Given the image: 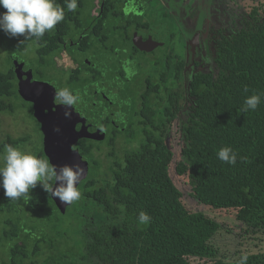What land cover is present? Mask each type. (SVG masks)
Returning <instances> with one entry per match:
<instances>
[{
  "label": "flooded vegetation",
  "instance_id": "obj_1",
  "mask_svg": "<svg viewBox=\"0 0 264 264\" xmlns=\"http://www.w3.org/2000/svg\"><path fill=\"white\" fill-rule=\"evenodd\" d=\"M222 1L212 0L209 17L206 0H91L88 9L75 12L78 27L73 26L66 36L64 32L58 34L55 43L45 41L51 51L38 53L36 44L35 57L16 60L13 101L19 98L25 113L17 124L13 121L15 110L8 115L16 134L8 137L21 150L36 137L35 143L41 145L37 156L55 165L64 164V146L75 142L79 156L75 161L86 169L77 185L82 213L75 214L80 228L87 224L95 229L93 232L108 231L107 216H89L87 211L93 202L88 201V194L108 193V177L150 136L146 129L156 135L168 130L166 144L179 129L184 109L192 101L189 82L197 73L212 69L218 32L225 35L218 26L223 19L219 10ZM161 9L168 11L167 20L160 19ZM151 13L157 18L151 19ZM159 50L162 52L155 56ZM198 50L205 52L208 62L203 68L196 57ZM141 56L149 58L140 61ZM131 84L134 88H129ZM64 87L80 96L69 109L70 118L64 116V107L54 99V92ZM178 106L182 114H177ZM137 130L141 132L140 142L135 141ZM125 134L128 145L122 144ZM1 196L5 227L0 246L5 244V261L0 264H18L17 256L21 255L23 261L28 252L35 258L44 256V264L70 261L67 253L73 250H60L62 244L54 245L51 239L45 243L42 236L33 240L34 235L26 230L12 234L17 228V201L6 198L3 190ZM35 198L37 201H32ZM19 201L30 207L37 205L38 212L50 208L59 214H65L78 202L65 206L38 185ZM79 236H87V242L92 234L79 230ZM84 247L83 243L80 253H86ZM40 248L45 251L43 255ZM73 257L77 264L102 263Z\"/></svg>",
  "mask_w": 264,
  "mask_h": 264
},
{
  "label": "trees",
  "instance_id": "obj_2",
  "mask_svg": "<svg viewBox=\"0 0 264 264\" xmlns=\"http://www.w3.org/2000/svg\"><path fill=\"white\" fill-rule=\"evenodd\" d=\"M56 2L64 9L63 21L39 40H27L39 46L38 53L51 51L45 41L55 43L58 34L66 36L73 26H79L75 12L84 7V0H77L74 12L67 10L66 0ZM15 72L11 68L0 73L1 115L15 110ZM188 93L192 101L176 132L180 148L175 174L208 211L233 217L245 233H264V2L245 11L242 27L231 36L218 32L212 69L197 73L189 82ZM254 94L261 97L257 108L241 111L245 99ZM176 112L182 114V109L178 106ZM146 131L150 136L113 170L108 193L88 194V201L93 202L89 216H107L108 231L91 232L87 242V236L81 238L86 252L81 253L83 260L92 263L96 259L103 264H238L240 257L247 255V264H264V252L242 253L230 262L218 255L212 239L222 226L202 212L190 211L170 177L174 153L164 141L168 130L160 135ZM5 144L16 147L17 143L7 137L0 142V154ZM223 147L236 153L235 164L218 159L217 152ZM2 190L0 203L4 201ZM141 211L151 218L147 224L138 223ZM24 230L18 226L12 234ZM67 264L77 263L70 259Z\"/></svg>",
  "mask_w": 264,
  "mask_h": 264
},
{
  "label": "rangeland",
  "instance_id": "obj_3",
  "mask_svg": "<svg viewBox=\"0 0 264 264\" xmlns=\"http://www.w3.org/2000/svg\"><path fill=\"white\" fill-rule=\"evenodd\" d=\"M91 0H84V9L89 8V3ZM264 0H223L220 4V14L222 15V20L218 23L220 29L223 30L226 36H231V34L238 31L243 25V17L245 11L249 10V8L257 6V4L263 3ZM212 0H206L205 6H208L209 9V17ZM231 7H234L232 10ZM236 7V8H235ZM232 10V11H231ZM157 12V11H156ZM168 11L166 12L161 9L160 19L167 20L169 18ZM157 18L156 15L151 13V19ZM214 20V19H213ZM217 26V27H218ZM28 40V39H27ZM27 40L23 36H17L15 38H10L5 35L2 31H0V73H6L11 68L14 67L16 60L18 59H27L31 60L32 57L36 56V43L30 42L27 43ZM22 42V43H21ZM212 47V51L215 52L214 44H210ZM24 46V47H23ZM162 51H158L155 56H159ZM215 53H213L214 55ZM212 58L215 57V55ZM84 57V56H82ZM198 62H200L201 67L208 64L205 59V52H200L198 50V54L196 55ZM149 56L140 57V61L147 60ZM36 59V58H35ZM208 68V66H207ZM134 88L133 84L129 88ZM21 100L17 98L14 101L15 106V114L13 116V121L15 124L19 123L20 117H22L25 113L24 109L20 107ZM13 121L12 118L8 115L0 114V142L5 140L8 136L16 137L15 131L13 129ZM177 129V128H176ZM174 131V130H173ZM178 132V131H176ZM136 142H140L141 132L137 130L136 132ZM125 136V137H124ZM123 136V145H128L129 140L127 134ZM179 137L178 133H172V138L168 146H170L172 152L174 153L173 163L170 167V177L174 183V185L182 192L183 201L186 207L192 212H202L212 219L216 220L222 228L218 231V233L212 239V244L217 248L218 255L226 260V261H234L239 254L247 253V254H259L264 252V233L259 232L256 234L245 233V229L243 226L235 221V219L231 216H227L221 212H211L208 211L202 205H199L192 197H191V189L188 185H186L182 180H180L174 171V161L178 159L179 155ZM37 141L36 137L27 143V145L22 146V150L30 151L32 154L37 155L40 150L41 145L35 143ZM111 178L108 177V182ZM80 201L74 204L65 214H59L57 211L47 208L43 212H38L37 205L36 206H28L23 201H17L15 206L19 210L14 218H16V227L18 225H22V227L26 230V232L32 233L34 236H42L44 237L43 241L45 243L49 242L48 239L54 244L59 246L62 251L65 250H73L68 252L67 254L71 259H74L73 256H82L81 248H82V240L78 234V231L81 232L88 231L93 232L95 229L92 226H88L87 224L82 225L80 228L79 221L76 218V212L82 213L80 206ZM97 216V215H96ZM13 218V220H14ZM90 218V217H87ZM5 217L4 214L0 211V240L4 239V224ZM89 222V221H88ZM95 223L94 220H92ZM43 234V235H41ZM47 238V239H46ZM34 240V238H33ZM32 245H34V241H32ZM41 247V244H40ZM5 244L0 246V263H3L5 259H2L5 250ZM41 249V248H40ZM28 252V251H27ZM42 255L45 253L43 249H41ZM59 253V252H57ZM38 255L37 256H42ZM27 258L22 261L21 255H18L16 258L18 264H44L43 258H35L28 252L26 255ZM78 260V257H77ZM97 264H102L97 262Z\"/></svg>",
  "mask_w": 264,
  "mask_h": 264
},
{
  "label": "clouds",
  "instance_id": "obj_4",
  "mask_svg": "<svg viewBox=\"0 0 264 264\" xmlns=\"http://www.w3.org/2000/svg\"><path fill=\"white\" fill-rule=\"evenodd\" d=\"M0 7L6 10L0 12V31L10 38L23 36L25 40L32 37L39 40L64 19V9L56 0H0ZM66 7L74 12L77 0H66ZM54 99L64 107V116L70 118L69 109L79 102L80 96L64 87L54 92ZM260 102V95H251L245 99L241 111H254ZM217 157L229 164H235L237 158L230 147L221 148ZM85 172L80 163L55 165L48 158H40L10 144H5L0 154V188L4 196L13 201L28 196L30 190L39 185L51 198H58L65 206L71 205L81 198L77 185ZM150 219L143 211L138 215L139 224H147ZM247 260L248 256L242 255L238 264H247Z\"/></svg>",
  "mask_w": 264,
  "mask_h": 264
},
{
  "label": "water",
  "instance_id": "obj_5",
  "mask_svg": "<svg viewBox=\"0 0 264 264\" xmlns=\"http://www.w3.org/2000/svg\"><path fill=\"white\" fill-rule=\"evenodd\" d=\"M66 152V154H65ZM64 155L66 156V161H63L64 164H68L71 165L72 162L76 163L75 158H79L78 153H77V148H76V144L75 142H68L65 146H64ZM63 164V165H64Z\"/></svg>",
  "mask_w": 264,
  "mask_h": 264
}]
</instances>
